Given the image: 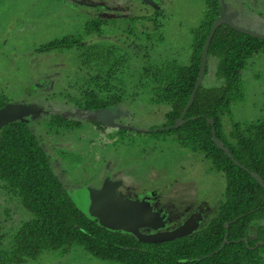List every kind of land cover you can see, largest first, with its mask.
<instances>
[{
	"label": "rangeland",
	"instance_id": "1",
	"mask_svg": "<svg viewBox=\"0 0 264 264\" xmlns=\"http://www.w3.org/2000/svg\"><path fill=\"white\" fill-rule=\"evenodd\" d=\"M150 1L156 8L140 0H0V90L7 97L6 105L37 109L22 117L38 138L69 196L86 216L96 219L86 189H97L105 179L120 181L116 202L144 201L147 206L144 220L148 224L133 234L146 238L168 231L189 217L196 227L218 204L224 186L222 175L209 170L208 161L201 154L178 146L170 138L160 139L146 133L162 122L167 106L149 102L146 90H139L138 68L146 60L157 63L175 58L185 63L189 29L203 9L200 0ZM222 2L233 26L264 37V0ZM152 9L161 11V39L139 49L130 44L124 27L130 24L138 31L144 22L135 19L134 23H128L125 17L151 13ZM96 16L108 21L117 19V23L104 26L101 36L89 34L82 39L107 40L114 48L112 55L120 56L116 69L118 83L126 87L127 97L110 108L88 111L76 107L71 97L88 75L105 69L101 63L103 49L86 63L85 54L75 48L41 51L36 47L78 33L85 20ZM135 35H130L134 43L143 44ZM209 76L205 80L211 81ZM241 77L244 96L231 103L230 118L226 115L222 118L224 127L229 126L230 120L264 117V53L250 57ZM105 111L114 117L106 119ZM52 115L77 120L78 125L51 130L44 122ZM98 118L105 122L101 128L94 123ZM28 217L29 212L19 199L0 188V231L4 233V242ZM254 223L264 224V220ZM14 264L119 263L72 247L64 254L44 251L34 260Z\"/></svg>",
	"mask_w": 264,
	"mask_h": 264
},
{
	"label": "trees",
	"instance_id": "2",
	"mask_svg": "<svg viewBox=\"0 0 264 264\" xmlns=\"http://www.w3.org/2000/svg\"><path fill=\"white\" fill-rule=\"evenodd\" d=\"M200 1L203 9L189 29L186 62L175 58L157 63L146 60L138 68L136 81L140 91L146 90L149 102L167 106L162 122L146 133L170 138L178 146L201 154L208 161V169L222 175L221 198L209 216L189 233L175 238L149 239L99 225L75 205L21 116L0 125V188L19 199L29 217L20 222L7 242L0 231V264L34 260L44 251L64 254L72 247L119 264H264V224L254 223L264 220V117L230 120L228 127L222 124L224 115L230 118L231 103L244 96L241 71L252 55L264 53V37L226 24L216 27L207 47L201 82L181 123L173 126L188 101L201 48L218 14V0ZM160 16L159 9L126 16L128 23L135 19L144 22L138 31L130 24L124 27L130 44L143 49L160 40ZM116 23L117 19L96 16L85 20L78 33L36 47L41 51L75 48L85 54L86 63L103 49L101 63L105 69L88 75L71 97L80 109L110 108L127 97L126 87L118 83L120 56L112 55L114 48L107 40L82 39L89 34L101 36L104 26ZM135 33V39L143 44L134 43L130 35ZM142 58H147L146 52ZM206 75L212 76L211 81L205 80ZM6 99L0 90V109L6 106ZM44 123L57 131L78 125L77 120L59 115L50 116Z\"/></svg>",
	"mask_w": 264,
	"mask_h": 264
},
{
	"label": "water",
	"instance_id": "3",
	"mask_svg": "<svg viewBox=\"0 0 264 264\" xmlns=\"http://www.w3.org/2000/svg\"><path fill=\"white\" fill-rule=\"evenodd\" d=\"M142 1L156 8L155 3H153L152 1L150 0H142ZM221 24H226L235 27L230 23L229 18L224 11L222 0H218V14L212 21L211 25L209 26L203 46L200 51L199 69H198L197 77L195 79L188 101L183 107L178 118L174 121L173 126H177L178 124L181 123L182 117L186 109L192 102L195 91L198 85L200 84L202 76L204 74L206 51L210 38L216 27H218ZM33 111H37V109L20 104H15L11 106L6 105L0 109V125L12 119L20 118L22 115L26 113H31ZM113 117H114L113 113L110 112L107 113V111H105L106 119H110ZM97 122L105 125V122L100 118L97 119ZM136 130L139 131L138 129ZM119 184L120 181L118 180L105 179L97 189H86L87 196L92 207V212L94 214V217L96 218L94 220L99 225L104 226L108 229L135 233L139 227H143L148 224L146 220H144V213L146 212L147 206L144 201H140V200L139 201L125 200L120 203L116 202L115 201L117 198L116 189L119 186ZM194 227H195L194 220L192 217H189L188 219L176 225L172 229L168 231L160 232L150 237L149 239H155L158 236H165L166 238L179 237L189 233L194 229ZM257 243H260V241H258Z\"/></svg>",
	"mask_w": 264,
	"mask_h": 264
},
{
	"label": "flooded vegetation",
	"instance_id": "4",
	"mask_svg": "<svg viewBox=\"0 0 264 264\" xmlns=\"http://www.w3.org/2000/svg\"><path fill=\"white\" fill-rule=\"evenodd\" d=\"M101 184H102V183H101ZM101 184H100V185H101Z\"/></svg>",
	"mask_w": 264,
	"mask_h": 264
},
{
	"label": "crops",
	"instance_id": "5",
	"mask_svg": "<svg viewBox=\"0 0 264 264\" xmlns=\"http://www.w3.org/2000/svg\"><path fill=\"white\" fill-rule=\"evenodd\" d=\"M120 185V184H119Z\"/></svg>",
	"mask_w": 264,
	"mask_h": 264
}]
</instances>
